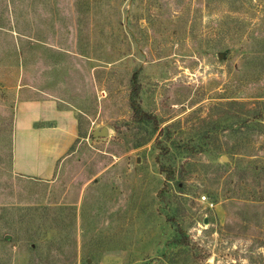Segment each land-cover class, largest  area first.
I'll use <instances>...</instances> for the list:
<instances>
[{"label":"rangeland","instance_id":"obj_1","mask_svg":"<svg viewBox=\"0 0 264 264\" xmlns=\"http://www.w3.org/2000/svg\"><path fill=\"white\" fill-rule=\"evenodd\" d=\"M20 94L75 120L51 180L12 172ZM111 260L264 264V0H0V264Z\"/></svg>","mask_w":264,"mask_h":264},{"label":"crops","instance_id":"obj_2","mask_svg":"<svg viewBox=\"0 0 264 264\" xmlns=\"http://www.w3.org/2000/svg\"><path fill=\"white\" fill-rule=\"evenodd\" d=\"M59 100L53 97L36 98L34 95L20 94L13 109V150L12 172L17 175H35L47 165L48 176L42 179L51 180L52 169L49 164L56 158L49 157L54 144L49 135L56 132L64 137L65 145L76 138V124L72 113L63 110ZM43 141L46 143L43 144ZM53 159V160H52ZM118 264L116 260L109 264Z\"/></svg>","mask_w":264,"mask_h":264},{"label":"trees","instance_id":"obj_3","mask_svg":"<svg viewBox=\"0 0 264 264\" xmlns=\"http://www.w3.org/2000/svg\"><path fill=\"white\" fill-rule=\"evenodd\" d=\"M139 93H140V85L137 81V75L134 74L131 78V91H130V99H129V106L132 111V118L136 122H149L152 120V118L144 113L139 104ZM166 175L169 174L165 169L162 170ZM170 176H167L169 178ZM186 245H188L186 243Z\"/></svg>","mask_w":264,"mask_h":264},{"label":"water","instance_id":"obj_4","mask_svg":"<svg viewBox=\"0 0 264 264\" xmlns=\"http://www.w3.org/2000/svg\"><path fill=\"white\" fill-rule=\"evenodd\" d=\"M108 135L107 129L106 128H102V129H96L92 132V136L93 137H100V138H104Z\"/></svg>","mask_w":264,"mask_h":264}]
</instances>
